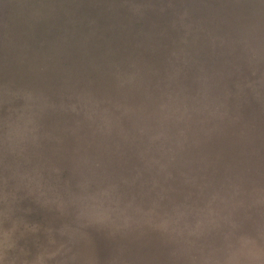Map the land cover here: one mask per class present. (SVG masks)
Returning <instances> with one entry per match:
<instances>
[{
  "label": "rangeland",
  "instance_id": "374dc122",
  "mask_svg": "<svg viewBox=\"0 0 264 264\" xmlns=\"http://www.w3.org/2000/svg\"><path fill=\"white\" fill-rule=\"evenodd\" d=\"M0 264H264V0H0Z\"/></svg>",
  "mask_w": 264,
  "mask_h": 264
}]
</instances>
